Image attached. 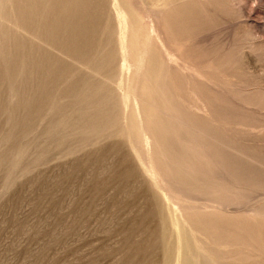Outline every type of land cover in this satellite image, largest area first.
Segmentation results:
<instances>
[{"label":"rangeland","instance_id":"obj_1","mask_svg":"<svg viewBox=\"0 0 264 264\" xmlns=\"http://www.w3.org/2000/svg\"><path fill=\"white\" fill-rule=\"evenodd\" d=\"M0 264H264V0H0Z\"/></svg>","mask_w":264,"mask_h":264}]
</instances>
